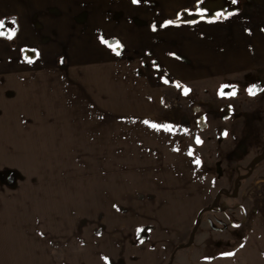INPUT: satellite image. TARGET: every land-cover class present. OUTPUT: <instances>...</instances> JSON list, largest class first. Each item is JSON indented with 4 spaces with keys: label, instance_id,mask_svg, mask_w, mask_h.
Here are the masks:
<instances>
[{
    "label": "rangeland",
    "instance_id": "rangeland-1",
    "mask_svg": "<svg viewBox=\"0 0 264 264\" xmlns=\"http://www.w3.org/2000/svg\"><path fill=\"white\" fill-rule=\"evenodd\" d=\"M200 1L183 6L195 11ZM211 1L242 14L191 22L197 24L191 26L190 66L202 74L167 90L152 118L182 130V145L199 161L207 200L189 201L193 179L179 177L180 164L167 170L147 159L144 168L138 161L134 169L142 155L127 152L133 140L111 138L108 155H0L8 165L0 168V212L9 231L20 229L18 243H4L5 250L0 245V264H138L152 237L175 239L164 264H264V0ZM211 8L223 12L216 4ZM237 31L245 32L247 49L257 58L236 73L227 53ZM199 45H206L205 53ZM22 57L33 56L24 51ZM222 85L234 86L235 93ZM122 124L129 129V122ZM179 207L190 214L182 227L175 217Z\"/></svg>",
    "mask_w": 264,
    "mask_h": 264
},
{
    "label": "crops",
    "instance_id": "crops-1",
    "mask_svg": "<svg viewBox=\"0 0 264 264\" xmlns=\"http://www.w3.org/2000/svg\"><path fill=\"white\" fill-rule=\"evenodd\" d=\"M189 2L0 0V19L12 17L18 24L14 40L0 37V155H108L111 138L118 137L123 144L133 140L134 146H124L127 152L142 155L135 157L134 169H139V163L144 168L147 159L154 161L156 168L167 170L180 164L179 177L193 179L189 201L197 205L207 200L206 181L192 154L181 143L182 130L169 126L168 131L163 124L159 129L151 127L160 123L152 118L157 117L167 99L166 91L176 83H185L192 73L202 74L189 61L193 54L191 26L197 23L165 24L187 10L183 5ZM244 33H234L232 53H227L236 73L257 58L255 52L247 49ZM218 37V46L222 47L224 36ZM101 38L108 44L101 43ZM237 45L243 47L241 52L233 50ZM202 47L204 51L201 47L199 50L205 53L206 45ZM24 51H30L33 57L23 58ZM259 56L264 58V53ZM112 122L118 123V129L115 125L112 129ZM128 122L129 129H122L126 127L122 123ZM96 130L98 134L94 133ZM92 138L97 143L90 142ZM85 147L89 149H81ZM0 163V168L8 166L4 157ZM137 210H133L135 217H140ZM182 211L179 207L175 213L178 227L184 226V219L190 215ZM4 218L0 212V245L5 250L9 245L4 243L19 242L20 229L9 231ZM136 223L137 227L144 224ZM22 228L24 233L25 226ZM173 241L152 237L146 244L148 252L144 256L139 253L135 261L166 263Z\"/></svg>",
    "mask_w": 264,
    "mask_h": 264
},
{
    "label": "trees",
    "instance_id": "trees-1",
    "mask_svg": "<svg viewBox=\"0 0 264 264\" xmlns=\"http://www.w3.org/2000/svg\"><path fill=\"white\" fill-rule=\"evenodd\" d=\"M211 0H201L200 3H198L197 6V10L195 11H189V10H183L181 11L177 18L174 19L172 22V24H180V23H191V22H195V21H207V20H218L220 18H228L233 14H237L239 13L241 10L240 9H233V8H228L229 6L224 5V3L222 1L220 2H212ZM212 4H216L218 6L217 9H222L223 12L218 13L215 12L216 9L214 10L213 8H211ZM229 5V4H228ZM227 7V8H226ZM219 14V15H218ZM15 20V24H12L11 21ZM2 20H5V26L3 28V31L5 33L4 36H0L4 39H8L7 38V34L9 32L14 31V36L12 37V39H8V40H14L16 38L17 32H18V24L15 18H4Z\"/></svg>",
    "mask_w": 264,
    "mask_h": 264
},
{
    "label": "snow or ice",
    "instance_id": "snow-or-ice-1",
    "mask_svg": "<svg viewBox=\"0 0 264 264\" xmlns=\"http://www.w3.org/2000/svg\"><path fill=\"white\" fill-rule=\"evenodd\" d=\"M134 2H136V0H134ZM232 3H236V0H232ZM219 15V14H218ZM5 23H6V21L5 20H2V19H0V36H4L5 35V33H4V31H3V28H4V26H5ZM11 23L12 24H15V20L13 19L12 21H11ZM173 22L172 21H166L165 22V24H172ZM14 31H12V32H9L8 34H7V38L8 39H12V37L14 36ZM101 43H104V44H108V41H106V40H104L103 38H101ZM110 47H111V45H109ZM113 51H116V48H113ZM166 83H167V81H165ZM178 87H179V85H177ZM226 87H232L233 88V94L235 93V88H234V86H230V85H222L221 86V89H223V88H226ZM248 91H249V94L250 95H252V94H254V92H253V90L252 89H248ZM220 95H224V92H223V90H221V92H220ZM145 123H147V121L145 122ZM151 127H153V128H156V129H159L161 126L160 125H151ZM165 127V130H168V131H170V127L169 126H164ZM199 142V141H198ZM197 163H199V161H196Z\"/></svg>",
    "mask_w": 264,
    "mask_h": 264
},
{
    "label": "water",
    "instance_id": "water-1",
    "mask_svg": "<svg viewBox=\"0 0 264 264\" xmlns=\"http://www.w3.org/2000/svg\"><path fill=\"white\" fill-rule=\"evenodd\" d=\"M32 55V53L31 52H27V56H31Z\"/></svg>",
    "mask_w": 264,
    "mask_h": 264
}]
</instances>
